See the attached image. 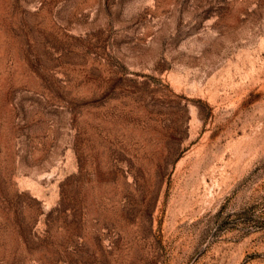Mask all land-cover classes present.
<instances>
[{
	"label": "rangeland",
	"instance_id": "374dc122",
	"mask_svg": "<svg viewBox=\"0 0 264 264\" xmlns=\"http://www.w3.org/2000/svg\"><path fill=\"white\" fill-rule=\"evenodd\" d=\"M0 264H264V0H0Z\"/></svg>",
	"mask_w": 264,
	"mask_h": 264
}]
</instances>
